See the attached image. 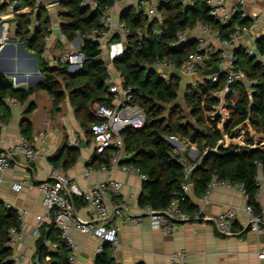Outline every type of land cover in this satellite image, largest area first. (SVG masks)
I'll return each mask as SVG.
<instances>
[{
  "label": "trees",
  "instance_id": "obj_1",
  "mask_svg": "<svg viewBox=\"0 0 264 264\" xmlns=\"http://www.w3.org/2000/svg\"><path fill=\"white\" fill-rule=\"evenodd\" d=\"M83 1L60 0L66 9L58 13L60 32L68 41L83 36L90 29H102L104 13L118 0H98L96 9L83 6ZM25 5L34 6V0H25ZM44 11L38 12L39 25L33 32L28 31L33 20L32 12L17 16L15 31L20 45L26 51L34 52L36 67L43 72V79L27 89L14 88L12 79L0 69L1 121L7 122L11 114L6 103L8 97L21 104L27 103L21 132L31 140L33 125L29 115L36 104L29 103L30 96L36 91H46L53 99V110L60 111V104L68 95L87 142L93 141L91 127L100 121L94 106H109L112 101L108 82L110 73L101 57V44L92 37L82 38L80 50L84 53V62L76 71H71L67 63L51 65L45 52L47 38L52 34V19L51 15L45 16ZM210 11L211 6L206 0H190L188 4L182 0H162L157 7L158 17L151 19L139 6L124 11L120 17L130 34L125 38L119 33L111 37V41L122 39L125 42L124 54L113 61V66L120 73L123 84L132 87L133 102L146 114L142 128H128L122 134L125 151L133 157L129 164L146 175L138 204L140 208L160 209L169 201L177 200L183 210L195 211L183 190L188 174L192 173L193 187L202 193L214 177L241 184L246 190L247 203L256 214H261L256 201L259 189L256 176L258 162L262 163L264 170L263 65L247 54L245 46H239L234 51L236 64L255 83L237 82L227 90L224 76L217 83L201 76L197 83L188 84L183 103L178 102L181 77L172 74L167 81L153 67L157 59L174 61L181 66L195 51V41L173 45L180 32L209 25L220 29L227 37L236 25L248 26L251 22L249 18L237 15L228 24H222ZM256 47L264 54V35L256 41ZM218 60L219 52L212 53L201 72L216 65ZM221 91L223 97L218 96ZM171 137L196 144V157L182 153L169 141ZM66 150L64 167L68 168L76 162L80 152L79 147L71 145L66 146ZM112 153L110 149L104 154H94L88 166L109 163ZM20 227L18 211L6 208L0 201V264H14L11 260L13 251L8 244L9 234L12 228ZM47 241L57 243L55 252L48 250ZM111 247L109 243L102 245L94 264H116ZM37 250L41 260L50 255L53 264H71V250L61 240L53 223L41 228Z\"/></svg>",
  "mask_w": 264,
  "mask_h": 264
},
{
  "label": "crops",
  "instance_id": "obj_2",
  "mask_svg": "<svg viewBox=\"0 0 264 264\" xmlns=\"http://www.w3.org/2000/svg\"><path fill=\"white\" fill-rule=\"evenodd\" d=\"M230 3L228 0V4ZM139 6V0H118L108 10L114 19L110 32L111 37L119 33L118 22L121 21V14ZM246 7L251 15L259 16L258 26L250 34L244 35L229 47L230 51H234L239 46L256 48V41L264 35L263 0H247ZM54 9L45 10L49 11L52 25L56 27L61 19L55 14ZM201 35V27L197 26L188 32L187 41L196 43V39ZM51 38L59 42L62 53L79 49L82 44V42L79 43L78 37L73 41H68L64 35L53 34ZM45 56L51 65H55L57 57L60 55L51 54L47 49ZM35 61L34 52H24L14 42L6 45L0 51L1 71L12 79L13 85H25L26 89L35 86L43 78V72L36 67ZM109 73L113 82H122L120 73L116 71L113 64L109 66ZM16 102L17 104L14 105L12 101L6 100L7 105L11 108L7 122H2L0 117V151L11 148L23 136L21 121L28 104ZM29 103L36 104L29 119L33 125L30 142L35 147L37 156L34 161L29 162L24 156L16 155V163L0 173V201L4 204H11L18 212L23 213L20 227L21 236L16 238L11 246L13 251L11 260L14 264H37L41 260L37 252L40 231L38 236H32V230L37 225V216L45 212L43 195L38 189V185L51 179L53 169L64 173L84 190L91 189L99 181H119L122 184L121 191L118 194L110 192L106 198L107 203L110 205L122 204L134 213L141 211L138 201L142 195L143 180L138 174L113 170L106 174L95 173L89 177L86 176L88 162L93 155V141L87 142L86 133L74 114L68 95L60 104V111L53 110V99L43 90L33 93L29 98ZM2 114L1 109L0 116ZM71 141L80 142L78 146L80 153L76 162L65 168L66 146H70ZM178 142L182 153H187L192 158L196 157L198 154L196 144ZM23 181H28L29 184L25 185L22 190L16 191L12 188L15 182ZM188 185L189 190L184 193L195 206V210H201L203 218L198 221L178 223L170 233L153 228L148 218H145L142 224L124 225L119 232V244L111 247L115 263L172 264L170 255L177 251H184L188 255V264H264V259L258 256V253L264 248V232L247 230L246 197L236 189L218 187L211 192L210 202L205 204L202 199V191H196L192 183ZM258 185L256 201L261 213L264 214V177L260 178ZM228 208L236 209L237 217L233 229L237 234L221 236L207 218L216 216ZM77 215L81 219L91 220L94 217L93 207L79 201ZM47 224L52 223H45L43 226ZM72 233L77 244L73 264H94L97 248L101 241L77 229H73ZM46 244L51 252H55L58 248L57 243L47 241ZM71 254L73 253L70 251ZM20 255L24 257L15 261V257Z\"/></svg>",
  "mask_w": 264,
  "mask_h": 264
},
{
  "label": "built area",
  "instance_id": "obj_3",
  "mask_svg": "<svg viewBox=\"0 0 264 264\" xmlns=\"http://www.w3.org/2000/svg\"><path fill=\"white\" fill-rule=\"evenodd\" d=\"M162 0H139L140 7L151 19L158 17L157 7ZM184 4H188L190 0H182ZM211 6L210 14L214 16L222 24H228L234 17L241 15L242 18L251 20L248 26L236 25L233 32L227 37H224L220 29L213 28L209 25H200L202 35L196 39V49L190 53L183 65L178 66L176 62L170 60L157 59L153 67L159 72L160 76L165 80H169L170 75L177 72L180 77H192L200 74L204 68L206 61L214 52H219V60L216 65L219 66V71L208 78L211 82L217 83L223 74L229 87L237 82H246L249 85L255 83L250 79L247 73L238 68L236 64V56L234 51H230L236 41L244 35L250 34L254 28L258 26L259 16L251 15L247 10V0H206ZM264 2V0H263ZM83 6H88L91 9L98 7V0H84ZM55 8V14L65 11L61 6L60 0H34V6L25 5V0H0V51L14 42L20 45L15 31L17 28L16 18L20 14L32 12L33 20L28 26V31L33 32L38 27L37 14L41 9ZM114 19L107 12L104 13L101 24L102 29H90L83 36H79L82 40L84 37H92L98 39L102 48V60L106 62L108 68L113 64V61L124 54L125 42L121 40L111 41L110 32L113 28ZM57 27V26H56ZM55 26H51L52 34L47 38V45L50 37L54 34ZM118 32L123 38L130 34V29L127 25L119 21ZM188 32L183 31L178 34V40L173 43L174 46L188 40ZM61 32L58 34L60 35ZM61 36H63L61 34ZM83 42V40H82ZM246 52L250 57L256 58L264 67V54L257 51L256 48L247 46ZM62 64L67 63L71 71H76L81 68L84 62V53L79 49L61 54L57 60ZM109 92L112 96V101L109 106L95 105L94 111L100 119L91 127L93 135V155L89 162L93 160L94 154H104L112 149L109 163H102L98 167L88 166L86 176L89 177L95 173H110L113 170H121L123 172L136 173L142 180L146 179L143 174L135 166L125 163L124 159L129 156L125 151L123 132L128 128H142L146 123V114L142 107L133 102L132 87L125 86L123 82H113L108 80ZM18 86V85H17ZM13 85L14 88H17ZM230 90V89H229ZM224 92L218 93L219 97H223ZM17 104L10 97L7 98ZM169 141L175 142L176 148L179 149V140L175 137L169 138ZM71 146H79L80 142L71 141ZM22 155L27 161L32 162L37 156V151L33 144L25 136H22L11 148L0 151V173L11 168L15 163V156ZM189 168V166L187 165ZM261 177H264L263 165L257 163V182ZM1 180V178H0ZM29 184L28 181L15 182L12 188L16 191ZM218 187L236 189L240 191L247 199L245 188L239 184L229 180L214 177L206 186L202 199L205 204L210 202L211 192ZM122 184L115 180H106L96 182L89 190L80 188L75 182L68 178L64 173L53 169L51 179L45 180L38 185V189L43 195V205L45 212L37 216V225L32 230V236H38L41 227L45 223H53L60 233L61 240L68 245L73 254L70 255V262L73 264L75 260L74 252L77 250L72 230L77 229L80 232L93 236L101 241L97 248V253L102 250V245L105 243L116 246L120 242L119 232L126 224H142L145 218H148L150 224L155 229H160L166 233L174 230L176 224L187 221H198L203 218L200 209L193 212L183 210L177 200L169 201L166 206L160 209L151 207L141 208V211L134 213L130 208L122 204L110 205L106 198L110 192L118 194L121 191ZM183 190H189V185H183ZM83 201L93 207L94 217L91 220L81 219L77 215V202ZM6 208L15 209L11 204L5 203ZM16 210V209H15ZM245 211L248 215L247 229L254 232H264V214H256L253 207L246 202ZM19 213V220L22 223L23 213ZM237 217L235 208H228L216 216L207 218L211 221L221 236L236 235L237 232L233 229V224ZM9 246H13L16 238L21 236L20 229L12 228L10 230ZM54 246H57L54 244ZM259 258L264 259V248L258 253ZM23 255L16 256L15 261L23 258ZM188 255L184 251H177L170 255L172 264H188ZM37 264H53L50 256L40 260Z\"/></svg>",
  "mask_w": 264,
  "mask_h": 264
},
{
  "label": "rangeland",
  "instance_id": "obj_4",
  "mask_svg": "<svg viewBox=\"0 0 264 264\" xmlns=\"http://www.w3.org/2000/svg\"><path fill=\"white\" fill-rule=\"evenodd\" d=\"M44 15L46 16V15H49V11L48 10H45L44 11ZM61 21V20H60ZM61 45L59 44V42L58 41H56L54 38H51L50 37V41H49V43H48V45H47V49L48 50H50V53L51 54H55V55H57V56H59V55H61V54H63L62 52H61ZM52 50V51H51ZM57 50V51H56ZM62 50H65V49H62ZM256 60V59H255ZM201 79V76H200V74H196V75H194V76H192L191 78H189V79H183V78H181V90H180V93H179V101L178 102H180V103H183V98H184V91H185V89H186V87L188 86V84H195V83H197L199 80ZM171 143H173V145H176L175 144V142H172L171 141Z\"/></svg>",
  "mask_w": 264,
  "mask_h": 264
},
{
  "label": "water",
  "instance_id": "obj_5",
  "mask_svg": "<svg viewBox=\"0 0 264 264\" xmlns=\"http://www.w3.org/2000/svg\"><path fill=\"white\" fill-rule=\"evenodd\" d=\"M186 8V7H185ZM60 24L61 22L58 23L57 27L54 28L53 32L54 34L58 35L60 33ZM78 41L79 43L82 42L81 38L78 37ZM20 48L25 52L26 50L21 46L19 45ZM219 71V66L218 65H214L213 67L211 68H208V69H205L203 70L201 73H200V76H204V77H208L209 75H212L214 73H217ZM174 74H177L179 75L177 72H175ZM223 76V74L221 75ZM181 78L183 79H189L188 77H185V76H182ZM191 78V77H190ZM43 79V78H42ZM17 88H20V89H26L25 85H18ZM84 146V145H83ZM78 147V146H77ZM133 157L131 155L127 156L125 159H124V162L125 163H130L132 161ZM186 183L188 184H191L192 183V173H189L188 176H187V179H186ZM104 245V244H103Z\"/></svg>",
  "mask_w": 264,
  "mask_h": 264
}]
</instances>
